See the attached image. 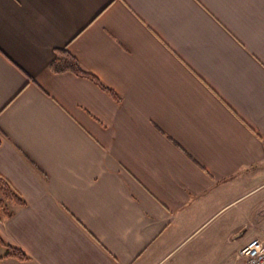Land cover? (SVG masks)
Returning <instances> with one entry per match:
<instances>
[{
  "label": "crops",
  "instance_id": "obj_1",
  "mask_svg": "<svg viewBox=\"0 0 264 264\" xmlns=\"http://www.w3.org/2000/svg\"><path fill=\"white\" fill-rule=\"evenodd\" d=\"M63 50L118 97L55 71ZM0 175L26 201L0 256L29 257L0 264H241L264 238V205L231 210L264 186V0H0Z\"/></svg>",
  "mask_w": 264,
  "mask_h": 264
},
{
  "label": "trees",
  "instance_id": "obj_2",
  "mask_svg": "<svg viewBox=\"0 0 264 264\" xmlns=\"http://www.w3.org/2000/svg\"><path fill=\"white\" fill-rule=\"evenodd\" d=\"M52 66L57 72L72 71L77 75L89 78L114 98L118 97V94L115 91L104 85L93 73L83 69L79 61L66 50L59 53L57 61ZM25 204V199L12 187L5 177L0 175V216L3 218L10 217L18 207ZM6 247L7 250L5 254L0 256V259L3 257H15L20 260H26L29 258L26 253L18 247L10 244H6Z\"/></svg>",
  "mask_w": 264,
  "mask_h": 264
},
{
  "label": "built area",
  "instance_id": "obj_3",
  "mask_svg": "<svg viewBox=\"0 0 264 264\" xmlns=\"http://www.w3.org/2000/svg\"><path fill=\"white\" fill-rule=\"evenodd\" d=\"M241 264H264V238L250 239L240 250Z\"/></svg>",
  "mask_w": 264,
  "mask_h": 264
},
{
  "label": "rangeland",
  "instance_id": "obj_4",
  "mask_svg": "<svg viewBox=\"0 0 264 264\" xmlns=\"http://www.w3.org/2000/svg\"><path fill=\"white\" fill-rule=\"evenodd\" d=\"M252 203L257 204L258 207L264 205V186L254 190L252 193H250L248 196H246L245 198H243L239 203H237L235 206H233L231 208L232 212H236V210H238L239 208L246 206L247 204L250 205ZM255 213V212H253ZM248 236H252V234L249 232L247 234ZM184 247V246H183ZM181 250H183L182 248L178 250V252H180ZM178 252H173L172 254H170L163 262L162 264H171L176 260V255Z\"/></svg>",
  "mask_w": 264,
  "mask_h": 264
}]
</instances>
